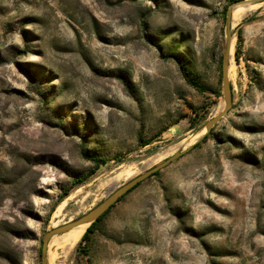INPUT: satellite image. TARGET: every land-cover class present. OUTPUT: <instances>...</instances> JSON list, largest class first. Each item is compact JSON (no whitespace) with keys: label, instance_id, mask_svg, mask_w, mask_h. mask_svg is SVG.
<instances>
[{"label":"rangeland","instance_id":"rangeland-1","mask_svg":"<svg viewBox=\"0 0 264 264\" xmlns=\"http://www.w3.org/2000/svg\"><path fill=\"white\" fill-rule=\"evenodd\" d=\"M233 2L0 0V264H42L48 231L179 149L67 264H264V1L232 27L230 112L199 146L144 168L223 104ZM176 54L222 96L190 85ZM86 154L107 162L90 174Z\"/></svg>","mask_w":264,"mask_h":264},{"label":"water","instance_id":"water-1","mask_svg":"<svg viewBox=\"0 0 264 264\" xmlns=\"http://www.w3.org/2000/svg\"><path fill=\"white\" fill-rule=\"evenodd\" d=\"M264 0H236L231 3L226 12V26H225V44H224V51H223V60H222V81H223V107L222 109L211 119H209L205 125V133L204 136L207 135L212 128L219 123L232 109L233 104V92L231 87V81L229 77V68H230V51H231V44L233 38L232 32V17L233 12L236 6L239 4H243L245 2H261ZM199 140V139H198ZM194 143L192 146H194ZM191 146V147H192ZM186 150L179 149L166 159L165 161L159 163L158 165L146 169L142 174L135 176L129 179L126 183L121 186H111L105 199L102 200L97 206L89 210L87 213L83 214L78 219L68 222L64 225L58 226L53 228L52 230L48 231L44 237L43 246L41 250V258L42 264H49L48 260V244L51 238L55 235L63 234L70 229L88 223L89 226L96 222L100 217H102L107 211H109L114 205H116L120 199L129 193L133 188H135L138 184L142 183L149 177H151L154 173L160 171L164 167L168 166L173 161L180 158Z\"/></svg>","mask_w":264,"mask_h":264},{"label":"bare ground","instance_id":"bare-ground-1","mask_svg":"<svg viewBox=\"0 0 264 264\" xmlns=\"http://www.w3.org/2000/svg\"><path fill=\"white\" fill-rule=\"evenodd\" d=\"M258 7H259V3L254 4L251 2H245L243 4H239L238 6H236V8L234 9V12H233V17H232V27L237 25L247 14L255 11ZM235 44H236V37L233 36L232 44H231V51H230V68H229V77L230 78L232 77L233 72L235 70V66H234ZM222 107H223V105H221L215 111V114H217L222 109ZM204 131L205 130H201L200 132L194 134L190 139H187V140H185V141H183L180 144H177L175 146L169 147L165 151L158 153L157 155H155L151 159H148L144 164V168H148L154 162L159 161V160L163 159L164 157H167L170 154H173L179 148L187 149L188 147L193 145V143H195L196 140H198L204 134ZM125 173L129 174L131 172L127 170V171H125ZM122 175H124L123 171L118 173L114 177L113 180H118ZM129 175H131V174H129ZM129 175H128V177H129ZM61 207H60L58 212H60ZM88 227H89L88 223L81 224V225H78V226L70 229L69 231H67L63 234L53 236L51 238L49 244H48L49 264H67V261L71 255L72 251L74 250V248H76L75 246L77 245L78 242H80L81 238L83 237V235L86 232Z\"/></svg>","mask_w":264,"mask_h":264},{"label":"trees","instance_id":"trees-1","mask_svg":"<svg viewBox=\"0 0 264 264\" xmlns=\"http://www.w3.org/2000/svg\"><path fill=\"white\" fill-rule=\"evenodd\" d=\"M234 1H236V0H234ZM226 11H227V9H225V11H224L225 14H226ZM238 37H239V42H241V40H242V38H243V37H242V30H241V29L238 31ZM239 53H240V46H239V44H238V45H237V50H236V59H237V61H239V59H240V57H239ZM174 58H175L177 64L179 65V68H180L181 74L184 76V78L186 79V81H187L190 85H192L193 87H195L196 89H198L201 93H208V92H210V93L214 94V96H215L216 98H219L220 96H222V93H221L220 90L215 89V88H212V87H208V86L202 84V83L200 82V80H199V79L193 74V72L191 71V69L188 67V65H187V63H186V61H185V59H184L183 57H181L180 55L176 54V55H174ZM231 87H232V89H233V86H232V85H231ZM215 102H216V101H215ZM207 137H208V136L205 135L203 141H204ZM145 144H147V143H145ZM200 144H201V142H198L197 144L194 145V147H197V146H199ZM86 156L95 162V167H94L93 170L90 171V174H94V173L96 172V170L98 169V166H99L100 163H106V162H107L106 159H103V158H97L96 156L91 155V154H89V155L86 154ZM157 174H158V172L154 173L152 176H155V175H157ZM152 176H151V177H152ZM83 180H84L83 177H82V178H81V177H78L77 180H75L74 182L77 184V183L82 182ZM140 185H141V183L138 184V185H137L135 188H133L131 191H133L134 189H136V188L139 187ZM131 191H130V192H131ZM130 192H129V193H130ZM69 193H70V189H65V190H64V195H68ZM127 194H128V193H127ZM127 194H126V195H127ZM124 196H125V195H124ZM124 196H123V197H124ZM123 197H122V198H123ZM122 198L120 199V201L122 200ZM114 206H115V205H114ZM114 206H113V207H114ZM113 207H112V208H113ZM112 208H111V209H112ZM111 209H110L109 211H107V213H105L102 217H100L96 222L92 223V224L87 228L86 232L84 233V235H83V237H82V239H81V241H80V243H79L80 245L83 243V241H89V238H90L91 234L103 230V226H104V223H105V218H106V216L108 215V213L111 211ZM2 224L6 225V228H3V230H7V231H9L7 226H10V224H9V223H6V222H5V223H2ZM87 244H89V243H87ZM87 244H86L85 247L82 248V251H83V254H84V255H87V254L89 253V245H87Z\"/></svg>","mask_w":264,"mask_h":264}]
</instances>
